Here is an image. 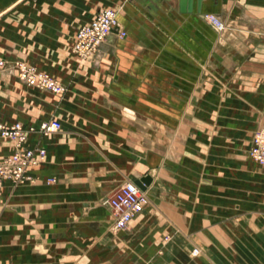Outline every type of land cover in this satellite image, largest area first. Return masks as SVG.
Wrapping results in <instances>:
<instances>
[{"label": "crops", "instance_id": "crops-1", "mask_svg": "<svg viewBox=\"0 0 264 264\" xmlns=\"http://www.w3.org/2000/svg\"><path fill=\"white\" fill-rule=\"evenodd\" d=\"M101 8L116 11L117 25L95 59L81 60L75 31ZM186 9L180 0H0V60L65 87L57 95L0 69L1 124L60 125L26 136L24 147L45 150L25 169L32 182H1L0 264H264V173L247 155L250 131L264 124V0ZM196 83L245 84L223 97ZM12 151L0 138V159ZM151 171L141 212L112 231L103 201Z\"/></svg>", "mask_w": 264, "mask_h": 264}, {"label": "built area", "instance_id": "built-area-1", "mask_svg": "<svg viewBox=\"0 0 264 264\" xmlns=\"http://www.w3.org/2000/svg\"><path fill=\"white\" fill-rule=\"evenodd\" d=\"M204 18L218 31L225 28L223 21L215 15L207 14L204 15ZM116 25V11L114 9H99L90 22L76 29L71 52L81 60L95 59L100 45ZM116 35L122 37L124 33L117 31ZM0 69L13 71L17 79L26 86L48 90L57 95H61L65 90L64 85L57 80L19 61L5 63L0 60ZM59 126V122L55 119L42 121L36 127H23L19 122L10 125L0 123V138L11 143L13 147L9 156L0 159V187L4 180L12 186L33 181L31 177L25 174V169L40 163L43 160L45 150L39 146L24 147L23 143L26 136L28 133L45 136L56 132ZM247 155L264 173V124L257 126L252 131ZM146 202L145 192L133 182L126 181L119 185L103 201L111 216L110 229L112 231L125 229L130 220L141 212ZM192 253H196V250L192 249Z\"/></svg>", "mask_w": 264, "mask_h": 264}, {"label": "rangeland", "instance_id": "rangeland-1", "mask_svg": "<svg viewBox=\"0 0 264 264\" xmlns=\"http://www.w3.org/2000/svg\"><path fill=\"white\" fill-rule=\"evenodd\" d=\"M205 84H211V94H213V95H216V96H220V93L222 94V95H224L223 97H226L225 96V94H228L227 96L228 97H230V95H232L233 93H235L236 91H238L239 90V84L242 86V85H244L245 83H196V90H204V85ZM210 86V85H209ZM45 91H48V90H45ZM48 92H50V91H48ZM52 93V92H51ZM233 98V97H232ZM229 99V98H228ZM215 106V104H213V107ZM217 108V107H216ZM220 109H218L217 108V110H215L217 113H219L220 111H219ZM231 120V119H230ZM231 123H235V121H233V120H231L230 122H229V126H228V128H229V134L231 135V133H232V135L234 136V134H235V128L233 127V126H230V124ZM250 132H252V131H250ZM233 136H229V141H231L230 142V144H232V142H234L233 140ZM229 151H228V160L230 161V160H234V158H235V152H234V148H232V146H229V149H228ZM244 152V154H245V158H246V151L244 150L243 151ZM243 154V153H242ZM247 159V158H246ZM256 167V166H255ZM256 169L258 170V168L256 167ZM260 169V168H259ZM10 186H12V185H10ZM17 186V185H16ZM13 187V186H12ZM230 218V217H229ZM195 250H197L198 251V249H195ZM191 253H192V251H191ZM193 254V253H192ZM194 255V254H193Z\"/></svg>", "mask_w": 264, "mask_h": 264}, {"label": "water", "instance_id": "water-1", "mask_svg": "<svg viewBox=\"0 0 264 264\" xmlns=\"http://www.w3.org/2000/svg\"><path fill=\"white\" fill-rule=\"evenodd\" d=\"M191 0H180V11L189 10V3ZM153 174V171L150 172V174L144 175L136 180L133 181V183L142 191L145 190L146 186L151 181V176Z\"/></svg>", "mask_w": 264, "mask_h": 264}, {"label": "bare ground", "instance_id": "bare-ground-1", "mask_svg": "<svg viewBox=\"0 0 264 264\" xmlns=\"http://www.w3.org/2000/svg\"><path fill=\"white\" fill-rule=\"evenodd\" d=\"M198 251L196 250V253H197ZM196 253H194V254H196Z\"/></svg>", "mask_w": 264, "mask_h": 264}]
</instances>
